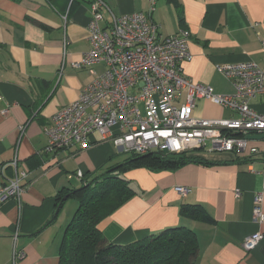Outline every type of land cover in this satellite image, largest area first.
I'll return each mask as SVG.
<instances>
[{
	"label": "crops",
	"instance_id": "1",
	"mask_svg": "<svg viewBox=\"0 0 264 264\" xmlns=\"http://www.w3.org/2000/svg\"><path fill=\"white\" fill-rule=\"evenodd\" d=\"M102 1L105 20L111 14L145 12L151 5L150 0ZM177 1L181 20L167 0H154L150 17L162 35L180 28L189 31L192 57L181 63L186 76L215 93L230 94L233 85L217 71L218 64L253 60L264 68L259 40L264 37V0ZM89 17V0H0V164L15 156L25 174L19 200L0 204V264H58L69 217L61 208L48 222L56 193L82 184L74 175L77 170L88 177L120 160V151L98 132L90 134L87 148L44 150L43 127L52 114L76 98L93 72L103 70L101 64L73 66L88 48ZM250 105L263 111L264 95L251 99ZM192 115L226 118L235 112L197 98ZM252 140L264 149L261 138ZM190 155L203 162L189 161L173 170L138 167L123 172L134 194L99 222L102 235L111 243L126 244L166 227L184 226L197 237L194 264H264V239L248 251L241 246L248 234L264 233V221L256 223L251 216L258 191L264 213L263 155L249 160L223 151L196 150ZM6 175L12 176L10 168ZM175 186H185V194ZM186 203L203 205L213 223L181 216L179 208ZM15 250L22 256L15 258Z\"/></svg>",
	"mask_w": 264,
	"mask_h": 264
},
{
	"label": "built area",
	"instance_id": "2",
	"mask_svg": "<svg viewBox=\"0 0 264 264\" xmlns=\"http://www.w3.org/2000/svg\"><path fill=\"white\" fill-rule=\"evenodd\" d=\"M148 11L111 14L105 20L102 0H89L87 23L88 48L74 67L103 65L100 73L81 88L74 100L58 108L43 127L45 151L70 147L87 148L89 136L98 132L120 152L166 153L196 150L229 152L237 158L263 155L247 135L264 133V110L257 111L250 100L264 95V68L253 60L225 62L217 71L230 80L234 91L215 93L211 86L186 76L181 63L191 59L189 31L184 28L162 35L159 24ZM257 34V33H256ZM258 35V34H257ZM264 53V37L259 36ZM197 98L228 108L235 115L226 118H204L192 115ZM264 141V137L261 138ZM7 168L12 176L6 175ZM24 172L17 167L15 156L0 164V204L6 199L19 200L25 185ZM79 179L83 174L77 170ZM70 177V175H69ZM185 194V186H175ZM235 196L240 195L238 189ZM262 191L255 192L251 216L256 223L264 221L261 211ZM264 239L256 230L241 241L246 251ZM22 252H14L21 257Z\"/></svg>",
	"mask_w": 264,
	"mask_h": 264
},
{
	"label": "trees",
	"instance_id": "3",
	"mask_svg": "<svg viewBox=\"0 0 264 264\" xmlns=\"http://www.w3.org/2000/svg\"><path fill=\"white\" fill-rule=\"evenodd\" d=\"M167 1L175 7L181 20L180 3ZM120 153L126 154L122 161L100 166L92 176L83 175L82 184L77 188L56 193L55 212L48 222L56 218L68 198H74L78 203L61 237L58 264H194L199 251L196 234L190 228L166 227L143 239L116 244L102 235L98 224L134 194L128 180L122 176L123 172L138 167L173 170L189 161H203L193 158L191 152L175 154L151 150L143 154ZM179 214L201 223L214 221L205 207L198 203L182 204Z\"/></svg>",
	"mask_w": 264,
	"mask_h": 264
},
{
	"label": "rangeland",
	"instance_id": "4",
	"mask_svg": "<svg viewBox=\"0 0 264 264\" xmlns=\"http://www.w3.org/2000/svg\"><path fill=\"white\" fill-rule=\"evenodd\" d=\"M117 154H118L117 155V157H118L117 160L120 159L119 162L122 161V159L126 156L125 153H123V154L122 153H117ZM78 184L79 183H76L75 185H78ZM65 202H66V203H64L65 206L62 207V209L68 215L69 220H70L72 215L74 214V211H75L78 203H77L76 199H74V198H68Z\"/></svg>",
	"mask_w": 264,
	"mask_h": 264
},
{
	"label": "water",
	"instance_id": "5",
	"mask_svg": "<svg viewBox=\"0 0 264 264\" xmlns=\"http://www.w3.org/2000/svg\"><path fill=\"white\" fill-rule=\"evenodd\" d=\"M264 137V133H261V134H255V135H247L246 138H249V139H260ZM66 197V196H65Z\"/></svg>",
	"mask_w": 264,
	"mask_h": 264
}]
</instances>
